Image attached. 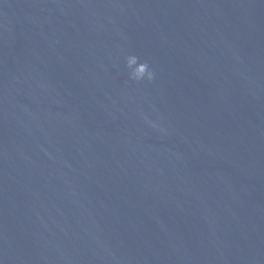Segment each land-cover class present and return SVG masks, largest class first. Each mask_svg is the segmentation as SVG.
Masks as SVG:
<instances>
[{"label":"water","instance_id":"obj_1","mask_svg":"<svg viewBox=\"0 0 264 264\" xmlns=\"http://www.w3.org/2000/svg\"><path fill=\"white\" fill-rule=\"evenodd\" d=\"M0 264H264V0H0Z\"/></svg>","mask_w":264,"mask_h":264},{"label":"clouds","instance_id":"obj_2","mask_svg":"<svg viewBox=\"0 0 264 264\" xmlns=\"http://www.w3.org/2000/svg\"><path fill=\"white\" fill-rule=\"evenodd\" d=\"M126 69L128 70V78L137 83L141 81L152 82L155 79V72L150 68L147 62H141L135 55H129L125 61ZM149 123H151L149 121ZM155 127L156 125H152Z\"/></svg>","mask_w":264,"mask_h":264}]
</instances>
